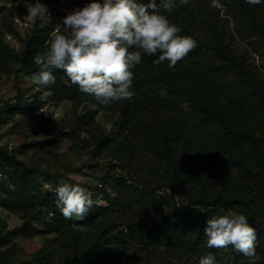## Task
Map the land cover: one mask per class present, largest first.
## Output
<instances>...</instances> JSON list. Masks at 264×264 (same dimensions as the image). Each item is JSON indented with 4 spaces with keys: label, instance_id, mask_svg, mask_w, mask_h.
I'll return each instance as SVG.
<instances>
[{
    "label": "trees",
    "instance_id": "obj_1",
    "mask_svg": "<svg viewBox=\"0 0 264 264\" xmlns=\"http://www.w3.org/2000/svg\"><path fill=\"white\" fill-rule=\"evenodd\" d=\"M220 3L229 17L220 18V7H210V0H189L166 13L170 22L181 27V34L192 35L197 45L172 68L167 61L154 63L155 55H143L132 69V89L137 95L131 99L94 110L90 107L97 103L94 98L82 93L62 69H56L57 77L50 87L53 97L87 103L89 126L101 110L119 112L121 118L112 137L88 128L97 138L93 152L106 151L115 160L112 166L126 167V178L115 183L114 200L105 209L94 204L93 214L76 223L86 225L87 231H78L61 213L53 223L62 239L69 242L78 264H152L153 258L160 264H198V258L209 251L216 255L218 264H264V195L260 192L264 185V75L245 53L231 48L233 33L242 39L253 37L255 44L264 47V4L250 5L245 0ZM230 20L234 26L227 37L223 24ZM49 23L36 25L20 37L26 49L24 61L45 48L54 25ZM15 58L0 35V66ZM161 88H166L168 95L161 97ZM81 142L76 146L89 144L85 139ZM3 162L14 166V173L19 170L8 157H3ZM229 166H234L238 175H230ZM35 171L23 166L12 180L16 187L12 201L25 204L24 195L40 200L41 205L56 206L55 194H31ZM161 188L164 193L158 191ZM173 193L182 194L178 205ZM232 200L259 216L250 223L258 237L254 257H245L231 246H207L203 232L207 217L230 209ZM2 204L12 207L6 200ZM151 209L157 217L141 223L132 219ZM100 212L107 214L92 223ZM128 215L132 226L128 225ZM121 222L133 232L142 231L141 263L130 257V243L118 228ZM113 238L120 239V245L113 247ZM151 246H160L163 257L155 256Z\"/></svg>",
    "mask_w": 264,
    "mask_h": 264
},
{
    "label": "rangeland",
    "instance_id": "obj_2",
    "mask_svg": "<svg viewBox=\"0 0 264 264\" xmlns=\"http://www.w3.org/2000/svg\"><path fill=\"white\" fill-rule=\"evenodd\" d=\"M41 2L46 4L50 16L44 15L32 21L27 15L26 6L29 5V0H0V35L17 55L13 61L0 66V264H78L69 242L65 238L62 239L53 228L55 219L61 213L57 206L41 205L40 200L24 195L23 198L27 201L25 204L12 201L16 198L13 195L16 187L12 180L20 175L23 166L36 169L31 177L32 195H36V192L55 194L45 185L51 184L54 189L59 183L69 181L90 189L93 192L94 204L102 206L103 209L116 196L117 179L126 178V167L112 166L111 163L115 160L108 152H93V144L97 138L88 131V128H92L101 135L112 137L119 130L121 121L119 112L101 110L89 126L86 122L90 117L87 114L89 105L53 97L50 87L54 83L40 85L33 79L32 74L38 71L34 57L30 61L23 60L26 49L20 37H24L29 29L36 25L44 26L53 22L54 25L44 44L45 51L60 27L57 23L62 22L61 18L73 8L82 7L89 0H41ZM219 9L220 18L229 17L225 12L226 8L220 6ZM223 25L227 37L231 36L229 32L234 26L233 21L230 20ZM232 35L235 39L231 42V48L245 53L264 75V47L255 44L253 37L248 40L239 38L234 33ZM54 73L57 77L56 69ZM61 82L66 83L64 78ZM6 105L10 106L6 108ZM82 139L89 141L85 148L76 146L82 144ZM3 157L15 161L19 170L14 173L15 167L6 165ZM233 167L229 166L227 171L230 175H238V170ZM130 179L127 181L131 182ZM262 186L260 192L264 195V185ZM158 191L164 193L163 188ZM173 196L178 205L182 194L173 193ZM5 200L12 207H5L2 204ZM184 202L185 199L182 203ZM230 203V209L243 212L249 218V223L259 219L258 215L248 213L245 207L236 205L240 202L232 200ZM22 205L24 206L21 207ZM140 212L136 219L132 217L134 221L147 222L153 215L158 216L154 209ZM92 214L91 209L86 217ZM106 214L100 212L92 223H96ZM116 216L118 223V214ZM128 217V225L132 226L131 216ZM70 220L74 224L81 222L75 217ZM118 228L122 231L121 235L126 236L130 243V257L141 263L142 255L139 248L142 231L133 232L132 227H123L122 222L118 224ZM91 237L95 236L91 234ZM117 242L121 240L113 238L110 244L112 243L113 247L120 245ZM149 249L155 256L163 257L160 246H151ZM164 257L166 261V256ZM151 263L160 264L157 258H153Z\"/></svg>",
    "mask_w": 264,
    "mask_h": 264
},
{
    "label": "clouds",
    "instance_id": "obj_3",
    "mask_svg": "<svg viewBox=\"0 0 264 264\" xmlns=\"http://www.w3.org/2000/svg\"><path fill=\"white\" fill-rule=\"evenodd\" d=\"M245 2L264 4V0ZM188 3L189 0H89L57 23L60 27L48 48L34 56L38 71L32 74L33 79L40 85L53 84L54 69H62L82 93L94 98L97 103L90 104L94 110L131 99L137 95L132 89V69L143 55H155L154 63L167 61L172 68L196 47L197 40L181 34V27L166 15ZM220 6V0H210V7ZM26 7L29 20L50 16L41 0H29ZM159 95H168L166 88H161ZM45 187L54 191L56 206L65 219L83 221L94 206L93 192L79 183L63 181L54 189L51 184ZM74 227L87 231L84 224ZM203 232L209 249L231 246L245 257L257 254V229L243 212L227 209L213 214L207 217ZM198 264L218 261L209 251L198 258Z\"/></svg>",
    "mask_w": 264,
    "mask_h": 264
}]
</instances>
